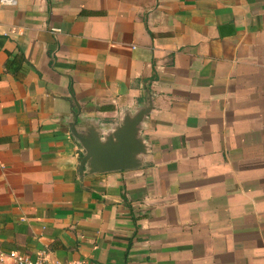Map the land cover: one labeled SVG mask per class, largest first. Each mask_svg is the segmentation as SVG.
<instances>
[{
	"label": "crops",
	"instance_id": "1",
	"mask_svg": "<svg viewBox=\"0 0 264 264\" xmlns=\"http://www.w3.org/2000/svg\"><path fill=\"white\" fill-rule=\"evenodd\" d=\"M149 98L143 166L79 179L74 115ZM0 251L264 264V0L0 4Z\"/></svg>",
	"mask_w": 264,
	"mask_h": 264
},
{
	"label": "water",
	"instance_id": "2",
	"mask_svg": "<svg viewBox=\"0 0 264 264\" xmlns=\"http://www.w3.org/2000/svg\"><path fill=\"white\" fill-rule=\"evenodd\" d=\"M151 110V99L133 112L123 113L108 130L78 127V115L69 125L72 137L81 148L78 164L79 179L83 174H98L138 169L148 154L140 132L144 119Z\"/></svg>",
	"mask_w": 264,
	"mask_h": 264
},
{
	"label": "built area",
	"instance_id": "3",
	"mask_svg": "<svg viewBox=\"0 0 264 264\" xmlns=\"http://www.w3.org/2000/svg\"><path fill=\"white\" fill-rule=\"evenodd\" d=\"M2 5H12L14 0H0ZM11 261L14 264H89L87 260H72L66 263L51 258L47 253H38L36 256L31 257L26 253H19L16 251H11L8 253H3L0 251V261Z\"/></svg>",
	"mask_w": 264,
	"mask_h": 264
},
{
	"label": "trees",
	"instance_id": "4",
	"mask_svg": "<svg viewBox=\"0 0 264 264\" xmlns=\"http://www.w3.org/2000/svg\"><path fill=\"white\" fill-rule=\"evenodd\" d=\"M14 60H15V64H14ZM24 61V56L23 54L20 52L16 55V57L12 60H7L6 63V69L8 71H10L11 73L15 74V76H17L16 72L18 71V69L20 68L19 66L21 65V63ZM17 69V71H16Z\"/></svg>",
	"mask_w": 264,
	"mask_h": 264
}]
</instances>
